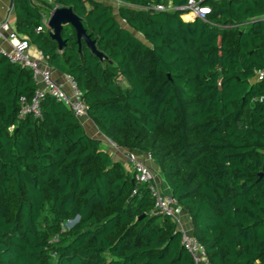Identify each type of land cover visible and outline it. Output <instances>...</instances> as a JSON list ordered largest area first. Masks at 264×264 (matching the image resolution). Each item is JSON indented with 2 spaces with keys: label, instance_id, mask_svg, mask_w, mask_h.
Returning a JSON list of instances; mask_svg holds the SVG:
<instances>
[{
  "label": "trees",
  "instance_id": "obj_1",
  "mask_svg": "<svg viewBox=\"0 0 264 264\" xmlns=\"http://www.w3.org/2000/svg\"><path fill=\"white\" fill-rule=\"evenodd\" d=\"M117 1L118 16L103 0H14L15 31L75 79L103 136L150 154L211 264H264V0H203L207 22ZM56 7L107 60L70 25L62 50L37 31ZM35 91L0 54V264H194L149 189L63 103L46 95L39 117L19 116Z\"/></svg>",
  "mask_w": 264,
  "mask_h": 264
},
{
  "label": "built area",
  "instance_id": "obj_2",
  "mask_svg": "<svg viewBox=\"0 0 264 264\" xmlns=\"http://www.w3.org/2000/svg\"><path fill=\"white\" fill-rule=\"evenodd\" d=\"M119 6L117 0H111ZM203 0H188L187 4L181 7L174 8L173 6L156 5L155 10L167 11L176 10L183 13V16H191L190 18H199L207 22V16L211 10L208 6L202 4ZM49 15L42 14L41 24L37 27V31H51L49 27ZM124 22V20H121ZM7 40L10 44V49L6 50L1 47V41ZM0 54L6 56L10 62L21 65L32 71V78L36 91L31 100L25 97L21 98L20 114L25 117L32 115L40 116V102L46 95H50L56 101L63 103L83 125L89 119L88 110L85 106L82 96L83 93L79 89L77 82L70 75H65L64 79L68 85V90L65 89L63 83H58L53 79V68L47 62V59L41 51L33 52L32 44L24 37L19 36L14 29L10 27L8 22L0 24ZM264 70L258 73L257 78L263 79ZM264 99V98H263ZM150 160V154H147ZM131 173L140 186H146L154 199V210L158 214L169 216L176 223L177 229L181 233V245L185 251L191 256L194 264H211L204 246L197 238L189 231L181 226V211L182 207L178 204L171 193H165L161 190L157 183V172L144 160L131 158ZM136 190H134V194Z\"/></svg>",
  "mask_w": 264,
  "mask_h": 264
},
{
  "label": "crops",
  "instance_id": "obj_3",
  "mask_svg": "<svg viewBox=\"0 0 264 264\" xmlns=\"http://www.w3.org/2000/svg\"><path fill=\"white\" fill-rule=\"evenodd\" d=\"M103 1L106 4L112 6L114 8V14L118 16V5L111 0H103ZM10 3L11 0H0V24L3 22H8L10 24V27L15 30L16 15L14 10V3L13 6H11ZM165 5L172 7V0H165ZM50 12L51 11L43 12L42 14H48L50 16ZM1 47L3 49L8 50L10 49V44L8 43L7 40L5 41L3 40L1 41ZM32 49L33 52L35 53L39 51L33 45H32ZM64 77H65L64 74L60 73L59 71L53 70V79L58 83H63L65 89L68 90V85L66 84ZM83 127L86 133L90 137L100 142L102 148L111 155L113 160L117 162H121L128 170H130V172H131L130 157L144 160L157 172V183L161 188V190L165 193H171V190L168 184L166 183L165 179L163 178L158 168V165L152 159L149 160L147 158V154H144L137 150H128L117 147L108 138H106L99 132V130L97 129V127L94 125V123L91 121L90 118L84 122ZM181 226L183 229L192 233V225H191L190 217L184 209H182L181 211Z\"/></svg>",
  "mask_w": 264,
  "mask_h": 264
},
{
  "label": "water",
  "instance_id": "obj_4",
  "mask_svg": "<svg viewBox=\"0 0 264 264\" xmlns=\"http://www.w3.org/2000/svg\"><path fill=\"white\" fill-rule=\"evenodd\" d=\"M14 0H11L10 5L13 6ZM49 27L50 37L57 42L59 50H62L66 45L65 40L62 38V31L65 26H71L75 29L77 43L81 47L82 42H84L90 51L97 56L101 61L107 60L108 58L100 52L95 46V42L87 35L81 18L76 15L71 8H60L56 7L50 12L49 17ZM77 219H75L71 224H73Z\"/></svg>",
  "mask_w": 264,
  "mask_h": 264
},
{
  "label": "rangeland",
  "instance_id": "obj_5",
  "mask_svg": "<svg viewBox=\"0 0 264 264\" xmlns=\"http://www.w3.org/2000/svg\"><path fill=\"white\" fill-rule=\"evenodd\" d=\"M183 17H184V16H183ZM185 19H188V18L185 17ZM120 85H121V87H123V88L126 87V84H125L124 82H121ZM70 224H71V223L69 222V223L66 224V226H70Z\"/></svg>",
  "mask_w": 264,
  "mask_h": 264
},
{
  "label": "bare ground",
  "instance_id": "obj_6",
  "mask_svg": "<svg viewBox=\"0 0 264 264\" xmlns=\"http://www.w3.org/2000/svg\"><path fill=\"white\" fill-rule=\"evenodd\" d=\"M185 17L189 19L191 16H185Z\"/></svg>",
  "mask_w": 264,
  "mask_h": 264
}]
</instances>
